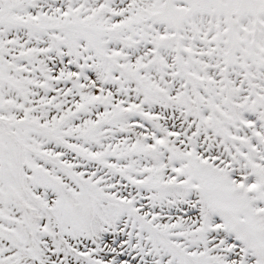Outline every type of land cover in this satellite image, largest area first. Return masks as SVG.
Segmentation results:
<instances>
[{"label": "snow or ice", "instance_id": "6c2138e0", "mask_svg": "<svg viewBox=\"0 0 264 264\" xmlns=\"http://www.w3.org/2000/svg\"><path fill=\"white\" fill-rule=\"evenodd\" d=\"M0 264H264V0H0Z\"/></svg>", "mask_w": 264, "mask_h": 264}]
</instances>
